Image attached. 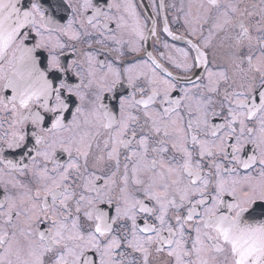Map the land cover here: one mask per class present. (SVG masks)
Instances as JSON below:
<instances>
[{"label": "snow or ice", "instance_id": "6c2138e0", "mask_svg": "<svg viewBox=\"0 0 264 264\" xmlns=\"http://www.w3.org/2000/svg\"><path fill=\"white\" fill-rule=\"evenodd\" d=\"M0 264H264V0H0Z\"/></svg>", "mask_w": 264, "mask_h": 264}, {"label": "flooded vegetation", "instance_id": "af4514ba", "mask_svg": "<svg viewBox=\"0 0 264 264\" xmlns=\"http://www.w3.org/2000/svg\"><path fill=\"white\" fill-rule=\"evenodd\" d=\"M137 2L139 3L140 0H137ZM149 2H150V0H149ZM173 2H175L177 5H179L180 0H167V3H173ZM141 7H143V5H141Z\"/></svg>", "mask_w": 264, "mask_h": 264}]
</instances>
